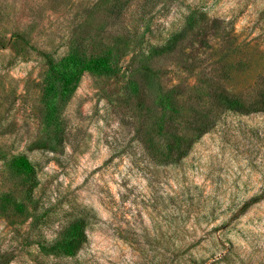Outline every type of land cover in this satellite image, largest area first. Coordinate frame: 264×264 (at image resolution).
Instances as JSON below:
<instances>
[{
    "label": "rangeland",
    "instance_id": "rangeland-1",
    "mask_svg": "<svg viewBox=\"0 0 264 264\" xmlns=\"http://www.w3.org/2000/svg\"><path fill=\"white\" fill-rule=\"evenodd\" d=\"M70 50L114 70L66 97L43 52ZM222 88L264 91V0H0V262L264 264V110L213 113ZM78 217L83 247L53 249Z\"/></svg>",
    "mask_w": 264,
    "mask_h": 264
},
{
    "label": "trees",
    "instance_id": "trees-1",
    "mask_svg": "<svg viewBox=\"0 0 264 264\" xmlns=\"http://www.w3.org/2000/svg\"><path fill=\"white\" fill-rule=\"evenodd\" d=\"M181 33H176L173 35L171 40L166 45H161L155 49L159 51L168 50L176 45L178 40H180ZM43 57L45 58L47 67H48V77L52 81V87L54 89H60L62 95L68 97L78 86V83L81 79V76L87 69H91L100 73H110L114 70L113 67V58L110 55H98L91 56L86 58V56L81 53L70 50L67 54L58 57L50 52H43ZM59 85V87L56 86ZM260 99H255L252 104L245 105L239 98L232 97L225 89H220L218 93H215L212 97L211 111L213 113H219L226 104H229L230 107L241 112H255L259 110H264V91L261 92ZM212 118V122L209 120H201L200 123L196 126V136L203 135L209 131L216 120L217 117ZM178 157L173 158V161H178L182 157L186 156L189 149L181 148ZM12 165L21 172L27 180L28 186L27 191L31 194L34 186L36 185V172L31 164L29 158L25 154H17L11 159ZM262 197L255 196L246 206H250L259 200ZM67 233L68 236L61 238L57 237L53 249H68L73 254H76L88 240V234L86 230V220L84 217L75 218L72 223L68 226ZM0 264H2L0 262Z\"/></svg>",
    "mask_w": 264,
    "mask_h": 264
}]
</instances>
